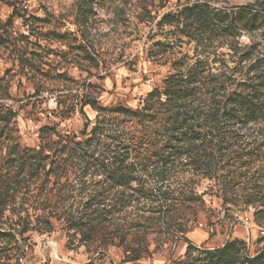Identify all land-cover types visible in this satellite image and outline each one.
<instances>
[{
    "label": "rangeland",
    "instance_id": "rangeland-1",
    "mask_svg": "<svg viewBox=\"0 0 264 264\" xmlns=\"http://www.w3.org/2000/svg\"><path fill=\"white\" fill-rule=\"evenodd\" d=\"M201 3L230 15L232 36L198 44L183 26L163 22L164 16ZM241 12L249 27L237 17ZM254 15L257 30L251 31ZM197 59L207 74L233 75V87L245 82L250 69L264 64V0H0V120L10 117L0 122V191L14 187L12 145L41 149L44 127L61 135L45 138V154L59 151L65 137L83 140L97 116L85 106L88 98L106 108L137 110L154 88ZM73 179L68 183L74 185ZM193 183L204 205L187 215L185 233L172 237L149 230L147 252L138 261L127 259L119 240L81 242L71 230L63 201L69 199L67 207L75 211L84 199L80 187L57 196L63 201L52 209L42 206L51 184L32 181L21 190L9 188L0 216V231L7 236L0 240V264H176L185 258L188 242L215 250L241 240L250 255L264 247V220L257 222L256 207L246 206L241 196L227 205L215 182L197 177ZM241 183L247 187V181Z\"/></svg>",
    "mask_w": 264,
    "mask_h": 264
},
{
    "label": "trees",
    "instance_id": "trees-1",
    "mask_svg": "<svg viewBox=\"0 0 264 264\" xmlns=\"http://www.w3.org/2000/svg\"><path fill=\"white\" fill-rule=\"evenodd\" d=\"M246 15L241 12L237 17L249 27ZM253 17L251 31L257 30L258 19ZM229 19L230 15L201 3L168 14L163 22L183 26L187 37L205 44L233 35ZM200 64L197 59L185 71L176 70L137 110L122 105L106 108L88 98L85 106L97 113L89 135L80 141L65 137L59 151L44 152L50 134L61 139L51 127L40 130L39 150L12 145L9 160L15 169L14 187L5 185L4 192L21 190L32 181L51 184L46 191L51 196L42 206L52 209L63 201L57 196L67 191L74 194L73 189L80 187L84 199L75 211L74 206L67 207L69 199L63 201L71 230L81 242L119 240L130 261L140 260L147 252L149 230L172 237L185 233L187 215L204 205L193 183L197 177L215 182L227 205L243 197L246 206L259 210L255 217L261 222L264 184L256 182L264 181V64L250 69L245 82L236 87L233 75L207 74ZM71 176L74 185L68 183ZM94 179L99 181L90 190ZM241 181H247V187H241ZM4 192L0 191V216L7 205L5 198L11 195ZM140 208L144 210L134 215ZM138 235H144L143 239ZM5 237L0 231V240ZM188 243L185 258L176 264H264V247L250 255L248 244L241 240L215 250Z\"/></svg>",
    "mask_w": 264,
    "mask_h": 264
}]
</instances>
